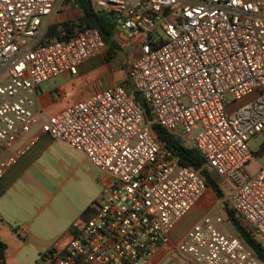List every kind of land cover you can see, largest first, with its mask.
I'll return each instance as SVG.
<instances>
[{
	"label": "built area",
	"instance_id": "1",
	"mask_svg": "<svg viewBox=\"0 0 264 264\" xmlns=\"http://www.w3.org/2000/svg\"><path fill=\"white\" fill-rule=\"evenodd\" d=\"M62 1L0 0V182L42 133L83 151L101 172L97 214L46 251L49 264H146L170 244L208 187L202 168L182 165L154 125L198 149L264 245V163L247 169L258 159L249 141L264 132V0H95L115 15V38L136 40L141 53L128 83L49 115L38 105L40 85L108 50L96 28L48 35ZM177 249L199 264H264L218 210Z\"/></svg>",
	"mask_w": 264,
	"mask_h": 264
},
{
	"label": "crops",
	"instance_id": "2",
	"mask_svg": "<svg viewBox=\"0 0 264 264\" xmlns=\"http://www.w3.org/2000/svg\"><path fill=\"white\" fill-rule=\"evenodd\" d=\"M78 12L77 18H80L82 12L80 9ZM55 20L57 23L70 21L66 17L57 16ZM107 52L82 62L76 74L60 75L55 78L54 84H48L45 89L40 85L37 94L38 105L47 114L53 115L90 98L103 89L126 84L125 80L114 79L110 68L112 60L107 59ZM130 66L131 63L127 69V81ZM57 141L49 134L42 133L36 143L8 170L0 182V190L3 191L0 196V241L7 245L6 264H49L45 258L46 251L54 245H66L73 234L86 224L80 226L77 220L89 208L92 199L70 204L67 209L62 203L53 206V199L62 194L61 189L50 192L44 182H39L49 176L46 157L53 155L55 145L59 142ZM71 151L75 152L70 149L65 154L67 162L63 159L66 165L72 160ZM75 153L81 155L85 162L89 161L83 153ZM92 174L98 179V174L94 171ZM78 179L79 177L73 174L65 183L75 182ZM209 195L211 199L208 201L206 197ZM215 195L216 193L209 189L187 215L203 206L204 211L198 221L205 214L213 213L215 209L217 211V207L211 203ZM178 225L171 233L170 244L158 249L146 264H199L178 251V243L192 226H188L180 233ZM18 228L27 229L25 237L16 232ZM0 264H2L1 257Z\"/></svg>",
	"mask_w": 264,
	"mask_h": 264
},
{
	"label": "rangeland",
	"instance_id": "3",
	"mask_svg": "<svg viewBox=\"0 0 264 264\" xmlns=\"http://www.w3.org/2000/svg\"><path fill=\"white\" fill-rule=\"evenodd\" d=\"M79 8L76 5L68 2L67 0H63L59 5L58 12L53 15L50 20V26L57 23L55 18L57 17H66L69 20L77 21V13ZM48 17L44 18V21H47ZM60 23V22H59ZM158 34L162 38H165L164 31L159 28ZM119 48L116 49V55L112 59L110 63V68L113 71L114 79L118 81L127 82V69L132 63L134 57L139 56L140 48L137 46L136 40H129L125 36H122L119 41ZM108 51V50H107ZM106 51V52H107ZM55 78L50 79L44 83H42V88L45 89L48 84H54ZM58 142V141H57ZM250 149L257 154L258 159H252L251 162L247 165V169L251 173H255L260 164L264 163V132L258 133L253 136L249 141ZM74 150L77 153H83L86 157L87 155L76 148H73L66 144L65 142H58L55 145L53 155H48L46 158V166L48 169L49 176L45 180H39V182H44L50 192L57 191L61 189L62 194L57 195L53 199V206L56 203L64 204L65 208H69L70 204L73 203H82L91 200V204L89 208L83 213V215L77 220L78 225L83 226L87 223L91 218L95 217L99 210V200L103 195V185L100 182L101 172L100 170L90 161L88 158V162H85L81 155H77L75 152L71 151V161H68V165L63 163V159L65 160L66 153ZM44 158V159H46ZM65 162H67L65 160ZM92 171L98 174V179L93 177ZM77 175L79 177L75 182L68 181L65 183L68 177L72 175ZM65 183V184H64ZM224 197L218 198L215 195L214 201L211 203L217 207V210L223 215L225 209L224 202L228 201L229 206H232L230 195V188L224 183L220 184ZM209 190V189H208ZM68 193V194H67ZM68 195V196H67ZM209 201L211 196L206 197ZM204 208L203 206L198 207L194 212L187 215L185 219H183L178 225V232H182L187 229L188 226L192 225L197 221V219L203 214ZM216 213V209L212 214Z\"/></svg>",
	"mask_w": 264,
	"mask_h": 264
},
{
	"label": "trees",
	"instance_id": "4",
	"mask_svg": "<svg viewBox=\"0 0 264 264\" xmlns=\"http://www.w3.org/2000/svg\"><path fill=\"white\" fill-rule=\"evenodd\" d=\"M67 1L76 5L81 10V17L78 18L77 21H63L49 26L48 35L58 39H66L77 27L96 28L100 31L105 42L108 44L107 59L112 60L116 55V49L119 48V44L115 38V15L113 13L99 12L95 7V0ZM136 99L139 101L145 113L148 114L149 108L147 104L139 96H136ZM153 129L160 141L173 151L182 165L193 169L202 168V176L205 179L208 189H212L218 198L224 197V192L220 186L222 181L213 169L204 166L205 160L197 148L188 146L182 138L159 125H154ZM2 194L3 191L0 190V196ZM223 204L225 207L223 211L226 220L229 221L237 231L243 243L252 249L258 257L264 260L263 243L255 236L252 229L244 223L243 219L237 214L234 208L229 206L228 201H225ZM6 249V243L0 241V257L2 264H6Z\"/></svg>",
	"mask_w": 264,
	"mask_h": 264
}]
</instances>
